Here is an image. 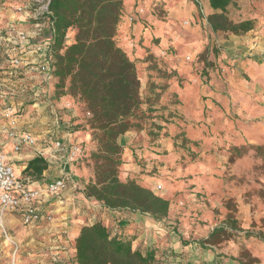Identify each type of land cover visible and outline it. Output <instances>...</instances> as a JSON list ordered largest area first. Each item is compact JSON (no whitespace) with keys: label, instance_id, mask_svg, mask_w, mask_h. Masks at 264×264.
<instances>
[{"label":"crops","instance_id":"crops-1","mask_svg":"<svg viewBox=\"0 0 264 264\" xmlns=\"http://www.w3.org/2000/svg\"><path fill=\"white\" fill-rule=\"evenodd\" d=\"M156 1L162 2L161 0ZM131 2L132 0L125 1L124 14L126 15L134 10ZM163 2L166 3L164 5L167 15L166 21L157 19L153 14L146 17L147 21L144 20L143 16L138 17L137 21L134 22L123 19L118 35L120 45L133 60L140 63L142 70L140 77L143 84H146L149 72L142 62L149 54L161 56L160 53H163L165 49L177 48L180 44L185 55H190L196 59L208 45L212 44V46L219 48L220 52L213 55L215 66L209 70L211 80L208 87L202 86L200 77L192 74V67L185 64L183 58L177 53L171 58L172 62L168 66V70L177 74H184L187 78L194 80L184 89L183 95L188 102L193 100L192 98H196V103L190 108L185 104V114L201 120L204 112L207 111L210 115L209 120H214L213 116L216 113L224 115L230 110H238L239 114L243 108H247L253 111L254 116H256L254 111H263L264 58L258 56L260 52H264L263 25L260 24L245 35L226 36L213 33L208 27L207 17L211 12L208 0H206V7L209 13L203 16L199 13L198 6L191 0H163ZM247 55L251 58H246ZM197 66L200 69L201 66L199 64ZM244 73L252 79V83L246 86L242 84ZM223 84L225 85L223 86ZM9 86L11 90L14 89L9 92L10 94H7L10 98L4 94L7 92L0 90V152L7 156L9 163L14 166L20 176H22V172L29 161L37 156H42L48 161L49 167L44 172L42 181H35L33 185L45 187L46 184L57 178L65 177L68 186L58 195L46 196L42 200V211L45 214L53 215L52 222H43L36 227H26L22 224L18 214L7 213L3 217L5 224L2 225L3 220L0 219V228L3 231L14 230L13 233L10 232V235L15 239H21L18 244L24 247L23 251L30 259L35 260L34 264H77L75 239L79 236L83 226L96 222L97 213H100L104 207L99 203L89 201L83 193L85 185L93 176L92 169L83 161L69 162L65 157V152L58 151L54 144L58 140H61L67 147L82 143L85 151H87L91 146V133L77 127L80 123V111L73 99H62L54 106L51 96L46 93L44 100L38 99L36 107L30 105L29 108L35 112L18 115V128L21 131L33 133L37 138L36 145L33 147L23 146L21 150H15L14 140L9 138L7 134L9 118L6 116L5 104L11 102L14 106H21L28 95L26 104H30L33 93L15 92V89L19 88L15 81H12ZM240 87L245 88L244 93L238 91ZM225 88L228 89L227 93L230 94L231 99L227 95H223L224 92H221ZM20 95L25 96L21 97ZM201 95L211 98L204 100ZM245 97L246 104L238 105L239 100L244 102ZM214 99L221 101L223 107L216 106ZM235 100L237 101L235 102ZM223 119L224 117L221 120L217 119V123L219 124ZM225 122L224 125L232 128L230 129L231 132L236 135H241L243 132L250 142L259 143L263 140L261 136L254 135L255 137H253V135L248 134L243 122L238 125V131L233 121L226 119ZM73 126L76 127L73 128ZM229 136L236 140L232 135ZM135 137V133L129 132L120 139L124 147L120 176L122 180L142 177L141 182L152 188L151 180L155 178L147 174L148 170L143 173L140 166L135 162L134 153L138 152V150L132 149ZM104 210L105 212L101 213V215H105L102 217L104 223L124 227L125 232L128 233L135 232L137 234L136 245L141 239H144L147 244L156 242L155 238L158 236L152 237L153 234L149 229L156 225L147 220L144 215L138 212H120L107 208ZM170 246L172 247L167 251H170L173 256L169 257L168 264H180L179 261L183 260L194 263L195 259L207 260V264H216L218 260L216 255L202 253L199 249L190 246L179 243ZM160 253L163 254V251ZM194 254L200 256H191Z\"/></svg>","mask_w":264,"mask_h":264},{"label":"trees","instance_id":"trees-1","mask_svg":"<svg viewBox=\"0 0 264 264\" xmlns=\"http://www.w3.org/2000/svg\"><path fill=\"white\" fill-rule=\"evenodd\" d=\"M237 3L238 0H208L211 12L207 24L213 33L240 36L256 28L254 19L235 21L231 18L229 10ZM124 8L125 0H52L54 63L49 88L57 99H73L79 111L84 106L90 116L87 128L78 125L89 131L92 137L91 146L81 159L93 173L83 189L85 197L109 210L138 212L152 221L161 222L169 216L170 201L142 182L136 179L124 181L120 176L124 155L120 142L122 136L129 132L139 135L146 131L149 136L158 137L163 130L162 125L156 123L161 119H158L157 113L161 106L157 103L158 97H153L156 95L153 92L157 89L155 87H162L166 82L157 78L159 68H162L160 56L149 54L142 62L149 72L146 81V93L149 95L144 101L141 65L118 41ZM162 10L166 12L164 7ZM71 33L73 37L67 42ZM213 51L218 54L217 50ZM166 68L163 70L167 72V84L171 88L176 74ZM161 120L169 124L167 120ZM255 148L264 160V146ZM244 149L234 147L230 161L234 160L235 153L245 154ZM48 167V161L37 156L29 161L22 177L42 181ZM224 206L228 210L226 217L200 241L204 249L216 251L224 243L240 237H254L264 242V231L242 227L233 198H229ZM104 208L99 214L105 212ZM119 229L111 231L102 219L83 226L74 243L76 263L166 264L162 261L165 254L162 255L157 248L142 249L135 244L136 235L128 232L123 235L122 229ZM219 256L223 254L219 253ZM235 260L238 264H261L245 250Z\"/></svg>","mask_w":264,"mask_h":264},{"label":"rangeland","instance_id":"rangeland-1","mask_svg":"<svg viewBox=\"0 0 264 264\" xmlns=\"http://www.w3.org/2000/svg\"><path fill=\"white\" fill-rule=\"evenodd\" d=\"M161 1L163 2V0ZM191 1L195 3L194 0ZM162 2L132 0L131 4L133 8L139 4L145 6L146 14L143 16L145 21H147L146 17L152 14L157 19L166 21V12L162 10L166 3ZM195 4L202 16L209 13L206 0H200L199 4ZM229 14L235 21L254 19L257 28L261 24L264 14V0H238L236 7L230 8ZM72 37L73 34L71 33L66 41L70 42ZM214 49L220 52L219 48L210 44L204 52L196 57L194 62L186 61L187 55H185V51H183L180 44L177 48H167L163 53H160L162 68H159V64L157 65V68L161 70L160 72L158 69L157 78H161L162 81L166 82L164 86L161 85L162 87H155L157 89L153 93H156V95L153 97H158L157 103L161 106L157 110L158 119H165L169 124L166 125L161 119L157 120L156 123L163 127L159 136H149L148 132L143 131L142 134L136 135L132 149L138 150L134 153V159L140 166L141 171L146 173V170H148L147 174L155 178L151 180L153 191L168 199L171 206L169 216L161 222L152 221L148 216H144L156 225L149 229L153 234L152 237L158 236V238H155L156 242L153 244H147L144 239H141L136 246L142 247V249L155 247L160 252L163 251L165 255L162 254V257H164L162 261H165L166 264L170 261L169 257L173 256L167 250L174 243L199 249L202 253L216 255L218 258L216 264H238L235 259L240 257L244 250L251 257L257 258L261 264H264V242L254 237L234 238L224 243L220 249H215L216 251L204 249L200 244V241L206 238L212 229L226 217L228 210L224 204L229 198L236 201L238 206L237 217L244 229L264 231V160L258 155L255 148L260 145L264 146V110L254 111L256 116L252 114L253 111L247 108H243L239 114L238 110H230L229 113H225L226 115L216 113L213 116L214 120H209L210 115L205 111L202 119L198 120L186 115L184 111L185 104L190 108L196 103V98H192L193 100L188 102L183 95L184 89L194 80L187 78L184 74L175 72L173 87L170 88L166 79L167 72L163 70L167 69L166 67L172 62V56L177 53L178 56L183 58L185 64L192 67V74L200 77L202 86L208 87L211 80L209 70L215 66ZM258 56L264 58V52H260ZM246 58H251V56L247 55ZM197 64L201 66L200 69H198ZM163 73L165 74L163 75ZM249 83H252V79L244 73L242 84L246 86ZM147 86L145 83L142 84L144 101L149 95V93H146ZM152 89H154V86ZM238 91L244 93L245 88L240 87ZM221 92H224L223 95H227L231 99L230 94L227 93L228 89L225 88ZM45 95H42L40 99L44 100ZM20 96L24 97L25 95ZM48 96H51L54 106L58 101H61V99H57L56 94L50 88ZM201 96L204 100L211 98L210 96ZM28 98L29 95L26 96L23 106L19 107L20 110L17 115L35 112L29 108L32 103L26 104ZM214 101L216 106L223 107L221 101L216 99ZM243 101L239 100L238 105L246 104V97ZM230 106L232 108V105ZM89 117L85 107L82 106L78 125L81 124L87 128ZM223 117V121L218 124L217 119L221 120ZM226 119L235 123L237 131L239 130L238 125L243 122L248 134L253 135V137H255L254 135L261 136L263 140L259 143L250 142L243 132H241V135L234 134L230 131L231 127L224 125ZM75 127L73 126V128ZM145 127H150V125H145ZM65 129L69 130L68 128ZM229 135L235 137L236 140L231 139ZM242 138L244 139L243 142ZM234 147H244L245 154L238 155L235 153L234 160L230 161V157L234 154ZM134 179L141 182L143 178ZM127 180L131 179L127 178L124 181ZM158 184H162V189L157 190L156 186ZM96 216V221H98L105 215L98 213ZM2 224H5L4 220ZM117 227L122 229L124 235V227L109 225L111 231ZM7 232L10 234L14 230H7ZM131 233L137 236L135 232ZM13 238L15 239V237ZM15 241L19 243L21 239L18 238ZM19 247L20 250L15 254L13 244L6 240L4 231L0 228V264H34L35 260L30 259L23 251L24 247L20 244ZM219 253H222L223 256H219ZM191 256L198 257L200 255L194 254ZM179 263L190 264L193 262L183 260ZM207 263V260L195 259L193 264Z\"/></svg>","mask_w":264,"mask_h":264},{"label":"built area","instance_id":"built-area-1","mask_svg":"<svg viewBox=\"0 0 264 264\" xmlns=\"http://www.w3.org/2000/svg\"><path fill=\"white\" fill-rule=\"evenodd\" d=\"M200 3V0H195ZM52 0H0V90L10 98L12 92L9 84L15 81L18 89L15 92L33 93L32 105L36 107L38 99L49 93L52 82L54 63L53 54V12ZM146 14L144 5H137L133 12L123 14L122 19L130 22ZM264 27V14L261 19ZM195 58L187 55L186 61L194 62ZM38 86V88H37ZM23 106V104H21ZM20 106L11 102L5 104L6 116L9 118L7 134L14 140L15 150L23 146L33 147L36 136L18 128V111ZM58 151L65 152L66 159L77 162L85 156L82 143L66 146L61 140L55 142ZM35 180L17 174L7 156L0 152V219L7 213L18 214L26 227H36L43 222H52L53 215L45 214L41 204L44 197L58 195L68 186L65 177L46 184L45 187L34 186ZM162 189V184L156 186ZM3 225V224H2ZM7 241L14 246V253L20 250L15 239L4 230Z\"/></svg>","mask_w":264,"mask_h":264}]
</instances>
